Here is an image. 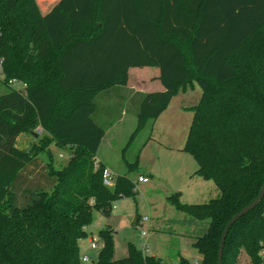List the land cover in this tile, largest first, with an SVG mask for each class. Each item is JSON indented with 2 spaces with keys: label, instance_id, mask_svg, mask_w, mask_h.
I'll use <instances>...</instances> for the list:
<instances>
[{
  "label": "trees",
  "instance_id": "obj_1",
  "mask_svg": "<svg viewBox=\"0 0 264 264\" xmlns=\"http://www.w3.org/2000/svg\"><path fill=\"white\" fill-rule=\"evenodd\" d=\"M0 58L9 88L0 94V262L85 264L79 241L94 212L108 216L135 192L127 175L106 184L107 166L95 162L112 125L108 102L131 98L138 117L131 144L196 80L203 94L185 148L195 174L214 180L220 195L191 205L169 196L179 210L209 220L194 241L201 259L176 264H218L226 224L264 183V0H0ZM133 66L160 67L163 89L119 93ZM110 96L118 102L103 100ZM38 126L43 133L19 147L18 137ZM54 148L69 154L59 167ZM44 153L52 189L13 207L17 174ZM126 162L131 170L138 160ZM113 234L109 226L100 231L103 247L90 264H171L134 244L114 258ZM262 250L264 198L230 228L223 264H238L243 252L247 264H264Z\"/></svg>",
  "mask_w": 264,
  "mask_h": 264
},
{
  "label": "rangeland",
  "instance_id": "obj_2",
  "mask_svg": "<svg viewBox=\"0 0 264 264\" xmlns=\"http://www.w3.org/2000/svg\"><path fill=\"white\" fill-rule=\"evenodd\" d=\"M1 60L3 62V59L0 58V94H4L9 88L8 83L4 81ZM9 84H12L11 81ZM14 86L22 87L16 83ZM202 94L203 89L196 80L181 86L173 95L168 107L154 121L152 130L145 128L131 144L128 143L138 123L137 111L130 102L131 98L127 96L124 101L121 99L120 104L108 102L112 111L110 119L107 120L108 124L118 123L119 120L120 122L108 137L102 153L111 162L113 183L118 175H127L135 182V192L125 194L116 201L108 216L94 212V222L88 227V236L79 241L82 258L85 255L90 258L83 261L85 264L97 261L103 247L99 233L107 226L114 231V258L128 256L131 244L143 249L146 243L150 247L147 251L149 255L160 257L169 263L175 264L181 257H186L192 262L201 259L194 247V241L196 236L206 232L209 220L200 221L179 210L175 203L170 201L169 196L178 193L182 203L191 205L207 203L220 193L214 180L195 176L198 163L194 155L185 148L193 122L194 107L199 104ZM103 100L118 102V97L110 96ZM35 132L38 136L41 135L38 128ZM27 134L18 138L19 147H28L35 140L30 142V133ZM38 157L43 159L47 168V153ZM68 160L67 152L54 148L56 167ZM137 160L136 167L130 170L126 161L133 163ZM145 172L150 180L140 182L138 176ZM38 176L39 174H36L32 177L34 186L41 183V189L51 190L53 182L49 173L45 178L47 187ZM209 181L214 184L207 190L203 185ZM16 186L17 184L14 185L15 190ZM15 192L17 194H14V198L17 202L19 193L18 190ZM137 218L139 220L135 224ZM144 231L147 236L143 235ZM91 236L97 239V248L92 247ZM247 261V253L243 252L238 264H247Z\"/></svg>",
  "mask_w": 264,
  "mask_h": 264
},
{
  "label": "crops",
  "instance_id": "obj_3",
  "mask_svg": "<svg viewBox=\"0 0 264 264\" xmlns=\"http://www.w3.org/2000/svg\"><path fill=\"white\" fill-rule=\"evenodd\" d=\"M101 65H98L96 68H98ZM160 74H161V70H160V67H158V66H133V67H130L128 70V76H129L128 83L125 85L119 84L120 90H118V92L125 94V92H127L126 90L128 89V90L132 91L130 94L132 96L133 93L138 92V91L147 92V91H152V90H161V89H163V85L161 84V81L158 79ZM190 83H193V82H190ZM118 97H119V95H118ZM119 122H120V120H119ZM118 123L112 124L111 126H109L107 128L106 135L102 141V144L100 146L99 153H98L99 159L102 162H104L108 168H110L111 162L106 157V155L104 153H102V150H103L102 148H104L106 142L108 141V137L113 132L114 128L117 126ZM37 128L41 129L42 133H43V128L41 126H38ZM23 134H25V132L22 133L21 135H23ZM21 135L18 138H20ZM27 136H29V135L27 134ZM37 137H38V134H35L32 132V133H30V137H28V140L31 142V140L36 139ZM27 145H25V146H27ZM36 174H39L38 179H42L43 185L45 187H47L46 186L47 184H45V178L48 175V171H47L46 164L44 163L43 159H41L39 157L28 162L24 166V168L17 174V176L13 182L12 187L14 189V185L17 184L16 190H18V193H19L18 196L19 197L17 196V199H16L17 202H15V198L13 199V201H12L13 207H26V206L32 204L33 201L35 200L36 196H37V192L40 190H43L40 188L41 186H39L41 183H38L36 187L33 184L34 180L32 177L35 176ZM141 175L149 178V176L147 175V172H145V173H142L138 176V180H139V177ZM192 175H194V174H192ZM195 176L198 178H203L202 176H200L198 174H195ZM50 180L54 184V180L51 177H50ZM149 180H150V178H149ZM204 180H210V179L204 178ZM213 184L214 183H211L209 181L208 184L206 182H204L203 186H205V188L207 190H209ZM16 190L14 189V192ZM215 190H216V188H215ZM16 194H17V192H15V196H16ZM218 194L220 195V193H218ZM171 264H173V263H171Z\"/></svg>",
  "mask_w": 264,
  "mask_h": 264
},
{
  "label": "water",
  "instance_id": "obj_4",
  "mask_svg": "<svg viewBox=\"0 0 264 264\" xmlns=\"http://www.w3.org/2000/svg\"><path fill=\"white\" fill-rule=\"evenodd\" d=\"M263 198H264V183L256 199L253 202H251L249 205L241 209L239 212H237L228 221L222 233L221 239H220L219 252H218V264H223L224 245H225L226 237L228 235L230 228L235 224L237 220H239L241 217H243L244 215L248 214L251 210L256 208L261 203ZM0 264H6V263L0 262Z\"/></svg>",
  "mask_w": 264,
  "mask_h": 264
},
{
  "label": "built area",
  "instance_id": "obj_5",
  "mask_svg": "<svg viewBox=\"0 0 264 264\" xmlns=\"http://www.w3.org/2000/svg\"><path fill=\"white\" fill-rule=\"evenodd\" d=\"M1 62H2V60H1ZM11 83H12L13 85L16 83V84H19V85L25 86L24 83H20V82L18 83V82H16L15 80H11ZM38 133L41 134V133H42V130H41V129H38ZM95 162H96V164H99L100 159H99L98 157H96ZM104 179H105L106 184H108V185H110V186L113 185V176H112V172H111L110 168H108V167H106V168L104 169ZM139 181H140V182H148V181H149V178L146 177V176L141 175V176L139 177ZM146 219H148V218L146 217ZM143 235H144V236H147V232L144 231V232H143ZM90 241H91V244H92V247H93V248H97V247H98V241H97V239H96L94 236H91V237H90ZM149 249H150V247L145 243V244H144V247H143L144 252L149 251ZM261 254H262V257H263V259H264V250L261 251ZM89 259H90V258H89L88 255H85V256L82 258L83 261H88ZM196 262H197V261H196Z\"/></svg>",
  "mask_w": 264,
  "mask_h": 264
}]
</instances>
